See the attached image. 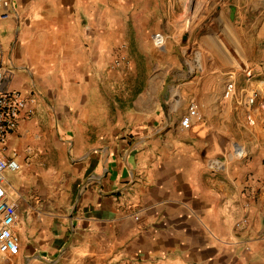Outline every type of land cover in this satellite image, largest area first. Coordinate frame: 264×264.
<instances>
[{
    "label": "crops",
    "instance_id": "0c3cea01",
    "mask_svg": "<svg viewBox=\"0 0 264 264\" xmlns=\"http://www.w3.org/2000/svg\"><path fill=\"white\" fill-rule=\"evenodd\" d=\"M211 1L0 6L9 87L35 98L0 152L20 165L5 184L19 251L0 264H264L263 116L246 103L264 96V16Z\"/></svg>",
    "mask_w": 264,
    "mask_h": 264
},
{
    "label": "built area",
    "instance_id": "2783aa9c",
    "mask_svg": "<svg viewBox=\"0 0 264 264\" xmlns=\"http://www.w3.org/2000/svg\"><path fill=\"white\" fill-rule=\"evenodd\" d=\"M11 5V0H0V6L7 9ZM8 14L1 13L0 18H6ZM164 35L157 32L152 35V42L160 47L164 43ZM218 68H214L217 71ZM10 74L3 66V50L0 43V152L6 151V142L8 136L15 130L20 118L31 116L33 114V105L35 98L32 94H26L19 90L9 87ZM235 92V83L232 79L226 82L223 96L231 97ZM257 93H252L246 97V103L252 108L256 104V109L263 116L264 125V96L257 98ZM253 111L247 115L248 123L254 122ZM196 104L191 102L187 113L182 117L180 125L184 130H189L191 120L199 119ZM20 169L19 162L15 157L0 155V258L8 259L16 255L19 251L18 238L14 234L13 228L18 218V204L16 200L9 197L6 193L5 184L7 183V174H14Z\"/></svg>",
    "mask_w": 264,
    "mask_h": 264
},
{
    "label": "rangeland",
    "instance_id": "374dc122",
    "mask_svg": "<svg viewBox=\"0 0 264 264\" xmlns=\"http://www.w3.org/2000/svg\"><path fill=\"white\" fill-rule=\"evenodd\" d=\"M237 0H232V2H233V4H236L237 2H236ZM246 0H240V3L241 4H243L244 2H245ZM205 2H206V4L204 5V8H206V9H204L205 11H204V13H206L211 7H212V3H213V1H211V0H205ZM253 4H254V6L256 7V8H258L259 9V11H261V16L263 17L264 16V0H253ZM233 6V5H232ZM228 7V6H227ZM222 7H217L216 8V10H220V11H222ZM208 16V15H207ZM249 18V17H248ZM247 22V24L249 23V20H247L246 21ZM207 24V21H206V18H205V20H201V21H197L196 23H194V24H192V23H189V24H187V31H185L184 33H183V35L181 36V38H180V41H178V46H177V48L175 49L176 50V52H177V54H179L180 55V53H181V49H183L184 47H188L189 45H187L188 44V42H189V39H188V36H189V31H191V32H193L194 33V35H199V36H203L204 34H205V25ZM185 37V38H184ZM183 38H184V41H183ZM183 47V48H182ZM181 48V49H180ZM173 55H175L174 53H173ZM175 57V56H174ZM220 67H219V66ZM218 68L219 69V71L218 72H213L214 71V68ZM258 70H260L261 69V71H262V73H261V75H259V76H255L254 78H252V80H256V81H258L260 78H262V77H264V62L262 63V64H259L258 65V68H257ZM208 70L210 71V72H212V73H216V74H221L222 76H224L225 78H228V74H231L229 71V65L228 64H223V67L219 64V63H217V64H211L209 67H208ZM237 73H240L239 71L237 72ZM236 73V74H237ZM263 79V78H262ZM243 78L242 77H240V86L242 85L241 83L243 82ZM14 175H16V173H14V174H11L10 176H14ZM14 199V198H13ZM15 200V199H14Z\"/></svg>",
    "mask_w": 264,
    "mask_h": 264
},
{
    "label": "water",
    "instance_id": "95a60500",
    "mask_svg": "<svg viewBox=\"0 0 264 264\" xmlns=\"http://www.w3.org/2000/svg\"><path fill=\"white\" fill-rule=\"evenodd\" d=\"M185 38V37H184ZM184 38H183V41H184Z\"/></svg>",
    "mask_w": 264,
    "mask_h": 264
}]
</instances>
